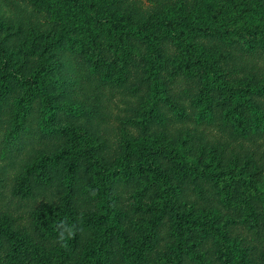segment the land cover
Listing matches in <instances>:
<instances>
[{"label": "rangeland", "instance_id": "1", "mask_svg": "<svg viewBox=\"0 0 264 264\" xmlns=\"http://www.w3.org/2000/svg\"><path fill=\"white\" fill-rule=\"evenodd\" d=\"M104 1L135 19L189 4L218 18L212 26L225 16L221 38L194 36L219 59L225 83L206 88L200 70L183 69L164 31L156 57L139 39L74 29L50 0H0V58L47 78L46 93L30 91L26 107L14 103L21 75L1 101L0 264L11 255L19 264H35V255L76 264L73 256L105 234L88 148L120 170L108 185L119 209V224L107 229L117 253L109 264H235L240 253L264 264V0H246L250 15L224 10L229 0ZM156 61L163 68L154 80ZM64 126L86 132L90 145L82 140L58 159L69 147Z\"/></svg>", "mask_w": 264, "mask_h": 264}, {"label": "trees", "instance_id": "2", "mask_svg": "<svg viewBox=\"0 0 264 264\" xmlns=\"http://www.w3.org/2000/svg\"><path fill=\"white\" fill-rule=\"evenodd\" d=\"M49 7H52V12L60 15V11L66 10L65 13L71 17L79 26H76L77 30L85 31L86 34L96 35L109 34L114 35L116 38L126 40V38L139 39L141 43L145 45V49L154 56L159 55L155 46V36L157 31H164L167 33L180 48L184 55V59L181 61V67L186 70L196 68L204 74V85L207 88L208 85L215 84L222 85L225 80L220 76V67L217 65L218 58L212 56L209 50L201 47L194 40V36H213L222 37L223 30H218L224 25L225 16L222 17V21L219 23V27L212 26L216 23L217 19L209 20L208 15L204 16V12L195 8L194 5L189 4L187 10L180 7V11L176 13V8H165L164 11L154 13L143 19H135L131 15L121 13L117 10L109 8L108 4L104 0H50ZM229 4V6L227 5ZM224 10L234 8L241 14L250 15L253 13L254 8L249 7V3L246 0H229L225 4ZM61 18V16H59ZM221 19V18H220ZM250 29V28H248ZM222 32V33H221ZM250 34L254 35L252 32ZM247 46L251 48V44L247 43ZM17 60H13L12 57L4 53L0 58V106L2 104V98L10 88V81L12 78L21 75L22 79L20 84L23 89V93L15 100L16 110L26 107L27 103L33 98L30 91L46 93L47 78L46 72L34 73L28 70L24 71V66L16 64ZM55 63V61H54ZM45 64L44 61L41 62ZM157 68V70H156ZM163 68L160 62H151V72L153 79L156 80L159 71ZM157 85V81L155 82ZM158 93H153V101L158 103ZM153 103V104H155ZM68 109H75L74 106L66 105ZM49 108V107H48ZM50 113V111L48 112ZM64 134L69 136V147H66L55 157L60 159L68 157L71 153H76V149L79 147L78 142L82 140L86 145H90V136L86 132H78L74 129L68 130L65 126L60 127ZM16 132L9 134V140L15 136ZM243 135H246L244 132ZM89 147V146H88ZM87 155L90 158V165L93 167L94 186L92 190L97 195L99 214L98 217L102 221H105L108 225L107 229L111 227L114 222L119 224V209L115 204V199L109 190V179L112 175L117 174L120 171L116 167H110L100 163L91 154V148H88ZM73 168L71 164H68V171L72 172ZM208 168L203 166V169L198 170L201 176H204L205 171ZM217 174V176H219ZM216 176V177H217ZM262 204H264V197L262 198ZM105 230V234L100 238L92 240L79 255L73 256L76 264H109L117 258V253L112 254V242L110 238V231ZM40 237H44V234H40ZM232 244H227L226 248H231ZM23 253V251H19ZM188 249L178 250L179 255L191 254ZM223 255L228 256L227 251L221 252ZM51 256V255H50ZM50 256L47 259L39 260L35 255V264H53L50 260ZM7 264H19L15 256L11 255ZM243 253L235 259V264H248L244 259Z\"/></svg>", "mask_w": 264, "mask_h": 264}, {"label": "clouds", "instance_id": "3", "mask_svg": "<svg viewBox=\"0 0 264 264\" xmlns=\"http://www.w3.org/2000/svg\"><path fill=\"white\" fill-rule=\"evenodd\" d=\"M61 239H63V237H61Z\"/></svg>", "mask_w": 264, "mask_h": 264}]
</instances>
